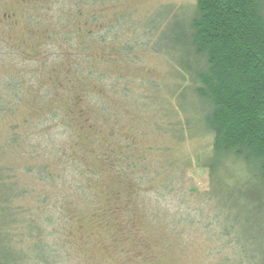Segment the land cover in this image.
Masks as SVG:
<instances>
[{
	"label": "rangeland",
	"instance_id": "1",
	"mask_svg": "<svg viewBox=\"0 0 264 264\" xmlns=\"http://www.w3.org/2000/svg\"><path fill=\"white\" fill-rule=\"evenodd\" d=\"M195 4L196 0H100L97 4L91 3L90 0H0V93L6 92L9 81H22L27 84L22 100L29 99L34 105L33 110L27 108L25 101L20 102L19 110L15 109L13 113L4 115L5 118H0V164L7 163L16 170L28 163H35L34 157L37 158L38 153H45L40 154L39 162L45 159L48 165L52 166V171L61 172L58 159L53 156V160L48 151L55 147L61 148L63 155L67 154L68 150L74 149V142L76 147L75 136L80 139L87 130V135L90 134V145L77 146V152L73 154L75 162L82 168L84 166L97 169L100 163L94 155L105 157L112 150L118 153L127 142L133 146L134 155L146 156L145 167L151 171L170 158L181 171L185 166L184 160L193 161L209 144L208 137L198 135L179 142L172 138L169 131L170 123H185L187 120L191 121L192 129L195 124L202 127L200 120L194 115V106L190 104V84H185L177 97L173 96L177 88L175 86L183 80L171 64V59L177 64L188 61L183 47L175 40L178 32H186L185 28L194 13ZM82 5L84 12L89 14L88 28H93L92 37L89 39V47L95 52L93 57L98 59L97 55L102 53L101 50L106 52L110 59H117L114 56L115 50L121 53L117 63L111 59L106 64L107 67L100 65L98 69L99 73L102 72L101 78L95 75L93 80L91 79L95 85L90 87L89 91L93 94H90L87 100L92 106H85L82 101V109L88 117L95 113L96 115L91 123L92 127L86 129L79 121L71 123L72 117H66L62 109L58 116L50 115L57 111L60 100L67 101L69 106H66L65 102L63 105L67 110H70L73 104L80 103V86L75 82L76 87L74 85L72 89L68 86L66 89H71L67 93L64 91V85L69 75L68 68L72 65L68 58L84 57V52L73 53L74 49L70 46H76L75 37L69 40L71 44L63 42L66 39L63 33L53 41L43 38L46 29L53 30L52 27L60 28L70 24L83 26V18L74 14L77 7ZM35 8L40 10H33L35 19L32 20L24 10ZM98 10L101 12H97ZM24 13L27 18L21 19ZM91 18L99 22L96 23ZM36 20L40 21L43 28L32 27L31 23ZM115 20H118L116 24L113 23ZM161 23L164 25L154 44L161 51L168 52L169 64L162 55L152 54L150 46L146 44L152 39L150 35L156 27L161 28ZM28 29L31 31L28 32ZM104 32L107 35V44L98 46L99 36H103ZM58 42L60 45L57 47ZM46 44L49 45L48 54L52 53L47 60L49 63H58L56 67L61 68L54 81L48 80L46 74L38 70L36 65L41 60L39 57L40 53L43 55V51L35 50L38 47L44 48ZM21 45L22 51L26 52L24 55L29 59L27 66L15 65L12 60L10 50ZM59 48L61 53L56 54ZM68 48L69 52L64 53ZM21 68L37 73L33 78L30 74L23 77L14 75L20 73ZM12 75L17 77L15 81L9 80ZM60 81L64 82L60 93L55 95V99L50 97L49 102L45 104V89H54ZM171 89L172 97L169 96ZM42 101L43 105H40ZM93 103L107 107L110 112L120 116V121L116 122L112 132L113 137L110 140L107 138L104 143L102 140L107 137L106 131H109V128L96 119L98 113ZM24 117L29 118L30 124L17 132L16 138L18 137L19 141L14 147L3 150L1 144L11 136L7 125L21 124ZM85 151L89 154L86 159L83 153ZM19 173L22 176L17 178V183L19 186H26L29 193L7 202L12 211L23 209L22 214L14 216L13 224L8 222L5 204L12 198L13 193L9 192L6 186L7 189L0 186V260L7 264H41L35 259V253L40 254L43 251V255L45 250L43 246H35L29 239L32 233L24 228V220L27 218H32L35 224L46 226L52 233L50 238L54 242L65 243L71 259L68 262L71 264L210 263L212 255L207 253L210 246L207 239L191 231L189 232L192 234L189 235L185 230L183 236H179L176 231L181 232L180 227H176V222L169 220L180 189L181 197L192 189L200 192L207 189L206 171L195 166L185 168L183 173L180 172V183L170 198L156 191L146 193L145 188L138 190L130 177L121 173L113 175L106 169L93 188L86 186L91 191L86 198L81 197L71 187V192L64 187L63 192L66 195L56 198L57 190L51 186L45 189L48 202L42 205L37 203L41 183L37 182L36 176L32 171L27 176ZM72 186L74 188L75 185ZM26 210L27 213H24ZM57 211L60 212L59 217ZM43 215H52L51 222L45 223Z\"/></svg>",
	"mask_w": 264,
	"mask_h": 264
},
{
	"label": "trees",
	"instance_id": "2",
	"mask_svg": "<svg viewBox=\"0 0 264 264\" xmlns=\"http://www.w3.org/2000/svg\"><path fill=\"white\" fill-rule=\"evenodd\" d=\"M90 2L97 4L100 0H90ZM83 9V5L77 7L74 14L83 18L86 28L82 24H70L60 28L52 27L53 30L46 29L45 39L49 41L55 40L62 33L65 34L66 39L63 42L66 44L75 37L76 46L73 47L69 43L70 48L74 49L75 54L84 52V57L68 58L72 61V65L68 68L67 82L64 85V82L60 81L54 89H50L51 91L46 88L47 97L44 102L45 104L49 102L50 97L55 99V95L60 93L63 85L64 91L68 93L76 82L82 92L80 103L75 101L74 107L71 106L72 108L67 110L63 106L64 102L66 106H69L67 101L60 100L57 111L50 115L58 116L62 109L66 117H72L71 123L79 121L86 129L92 127L91 123L96 115L95 113L88 117L82 109L84 105L92 106L87 97L93 94L89 91L90 87L95 85L92 81L93 77L98 75L101 78L102 72L99 73L98 69L100 65H106L111 59L117 63L121 53L115 50L114 56L117 59H110L106 56V52L101 50L102 53L96 54L98 59L93 57L95 52L92 47H89L93 28H88L90 24L87 23V16L89 14ZM193 9L194 13L189 18L187 28H185L186 32H178L175 40L183 47V53L188 61L184 64H177L170 59L175 72L183 80L175 86L177 88L173 96L177 97L183 90V86L190 84L192 95L190 104L194 106V115L200 120L202 127L195 124L192 129L191 121L187 120L185 123H170L169 131L172 133V138L179 142L197 135L209 138V144L204 147L201 154L196 155L193 161L184 160L183 166H185L181 169L183 173L185 168L195 166L206 171L208 187L203 192L197 189L189 190L182 197L180 189L176 197V206L174 211L170 212L169 220L176 222V227H180L181 232L176 231L179 236H183L184 232L190 235L192 233L189 231H191L207 239L210 244L207 253L212 255L210 263L264 264V0H196ZM33 10L38 12L40 9L24 10L28 13V18L32 20L35 19ZM99 11L101 12V10L97 12ZM24 16L21 19L27 18ZM8 17L12 18L11 15ZM91 20L99 22L95 18ZM116 22L118 20L113 23L116 24ZM161 24V28L156 27L150 35L152 39H149L146 44L150 46L152 54L162 55L169 64L168 52L161 51L154 44L161 34L164 25ZM31 25L34 28H43L39 20L33 21ZM58 30L61 32L59 33ZM28 32H26L27 37L31 40ZM107 41V35L104 32L103 36H99L98 46L107 44ZM59 45L60 42L56 43L57 47ZM22 47L21 45L10 50L13 55L12 60L15 61V65L27 66L29 59L24 55L26 52L22 51ZM48 47L49 45L46 44L44 48H36L35 51H43V55L40 53L39 57L41 60L36 65L38 70L46 74L45 77L48 80L54 81L59 75L60 67H56L58 63H49L47 60L52 54H48ZM132 50L131 48V53ZM67 52L69 48L64 53ZM60 53L59 48L56 54ZM52 60L55 59L52 58ZM36 73L37 71L27 72L26 69L21 68L20 73L14 75L23 77L30 74L33 78ZM14 75L9 80L15 81L17 77ZM60 79H62L61 75ZM26 85L22 81L20 83L9 81L6 92L0 93L1 119L5 118L4 115L7 113H13L15 109L19 110L20 102L25 101L27 108L34 110V105L29 99L22 100ZM68 86L71 88L66 89ZM61 96L63 98V93ZM169 96L172 97V89ZM40 105H43V101ZM93 105L98 113L96 119L109 128V131H106L108 132L107 137L102 140L104 143L107 142V138L110 140L113 137L112 132L116 122L120 121V116L115 112H110L107 107H101L95 103ZM29 122V118L24 117L21 124L7 125L11 136L1 144L3 150L17 144L19 141L18 137L16 138L17 132L30 124ZM66 127L69 126L66 125ZM87 133L85 130V134L83 132L84 135L80 139L79 136H75L76 147L90 145V134L87 135ZM76 147L74 142V149L68 150V153L64 155L61 148L52 147V150L48 151L52 159L54 157L58 159L61 172L52 171V166L48 165L45 159L39 162L40 154L45 155V153H38L37 158L34 157L36 160L34 165L28 163L16 170L7 163L0 164L2 166L0 167V186L8 188L9 192L13 193L12 198L5 203L8 222L13 224L14 216L22 214L23 209L12 211L7 202L22 198L29 193L26 186L18 184L17 178L22 176L19 172L27 176L32 171L37 182L41 183L37 198L39 205L48 202L45 189L51 186L57 190L56 198L66 195L63 192L64 187L69 191L71 187L81 197L86 198L88 192H91L87 187L93 188L106 169L113 175L121 173V175L130 177L138 190L145 188L146 193L156 191L170 198L180 183L181 171L171 161L172 158L151 171L150 168L145 167L146 156L134 155L133 146L127 142L123 144V148L118 153L112 150L105 157L94 155L100 163L98 170L92 167L85 168L83 165L82 168L75 162L73 154L77 152ZM165 150L169 149L165 148ZM83 153L85 159L89 157L86 151ZM119 160L122 162L119 163ZM82 179L86 181L83 184ZM72 185H75L74 188ZM24 213H27V210ZM59 213L57 211L58 217ZM52 214H54L53 210ZM51 219L52 215L49 217L43 215L45 223L51 222ZM24 224V228L26 227L32 233L29 239L34 242L35 246L44 247L43 255V251L40 254L35 253L37 261L41 264H71L68 262L71 259L66 251L65 243L54 242L50 238L52 233L46 226L35 224L32 218L24 220ZM222 252L225 253L222 254ZM0 264H7V262L0 260Z\"/></svg>",
	"mask_w": 264,
	"mask_h": 264
},
{
	"label": "flooded vegetation",
	"instance_id": "3",
	"mask_svg": "<svg viewBox=\"0 0 264 264\" xmlns=\"http://www.w3.org/2000/svg\"><path fill=\"white\" fill-rule=\"evenodd\" d=\"M46 37V32H45V35H44V37L43 38H45ZM40 38V37H39ZM42 39V38H41Z\"/></svg>",
	"mask_w": 264,
	"mask_h": 264
}]
</instances>
